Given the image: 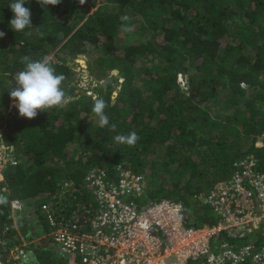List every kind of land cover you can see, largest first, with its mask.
<instances>
[{
  "label": "trees",
  "instance_id": "16d2710c",
  "mask_svg": "<svg viewBox=\"0 0 264 264\" xmlns=\"http://www.w3.org/2000/svg\"><path fill=\"white\" fill-rule=\"evenodd\" d=\"M13 2L0 0V129L18 159L0 179L7 198L0 205L5 264H11L9 250L27 239L42 264H53L45 253L53 240L42 205L59 182L82 184L92 168L110 176L119 164L144 172L149 188L135 198L139 208L175 199L196 227L217 222L204 196L231 175L237 158L252 153L264 170V148L256 145L264 134V0H62L46 8L29 0L24 6L33 27L22 32L9 25ZM125 25L132 31L124 32ZM88 52V68L100 82L89 88L108 103L116 132L99 127L94 97L78 86L66 59ZM25 56L50 57L56 74L65 76L61 87L71 100L64 108L19 117L9 92ZM113 70L117 77L109 76ZM132 131L139 136L134 147L114 140ZM26 209L29 221L40 214L46 232L28 229Z\"/></svg>",
  "mask_w": 264,
  "mask_h": 264
},
{
  "label": "built area",
  "instance_id": "2783aa9c",
  "mask_svg": "<svg viewBox=\"0 0 264 264\" xmlns=\"http://www.w3.org/2000/svg\"><path fill=\"white\" fill-rule=\"evenodd\" d=\"M2 137L0 129V179L7 165H18ZM256 145L264 148V134ZM148 188L144 172L123 164L114 176L95 167L82 184L59 182L42 209L68 264H264V170L254 154L237 158L204 196L218 217L212 225H189L183 203L171 198L139 208L135 198ZM28 245L9 250L11 264H26Z\"/></svg>",
  "mask_w": 264,
  "mask_h": 264
},
{
  "label": "clouds",
  "instance_id": "9594fccd",
  "mask_svg": "<svg viewBox=\"0 0 264 264\" xmlns=\"http://www.w3.org/2000/svg\"><path fill=\"white\" fill-rule=\"evenodd\" d=\"M28 2L29 0H15V2L8 5L13 12V18L10 20L9 25L15 32H22L26 28L33 27L30 8L24 6ZM78 2L83 5L86 3V0H78ZM37 3L41 7L46 8L48 5H59L62 3V0H37ZM121 19L127 21L129 17L125 15ZM123 31L131 32L132 28L125 25ZM40 35L43 36L44 33H40ZM4 36L5 33L0 31V39ZM22 63L25 64V68L16 74L15 87L9 92L10 97L14 100L12 101L13 107L17 108L21 116L33 119L38 115V109L46 112L53 107L62 109L70 102L71 97L61 87L65 76L62 73L56 74L50 57L44 56L42 59L33 61L25 56L22 57ZM93 99L92 112L98 117L99 127L108 128L110 131L116 132L117 125L110 123L109 116L105 111L108 103L99 96ZM15 101L18 103L14 104L13 102ZM114 140L118 143L134 147L139 140V136L135 131H132L127 135L117 134ZM5 204H7L6 196L0 195V205ZM20 239H22V235Z\"/></svg>",
  "mask_w": 264,
  "mask_h": 264
},
{
  "label": "rangeland",
  "instance_id": "374dc122",
  "mask_svg": "<svg viewBox=\"0 0 264 264\" xmlns=\"http://www.w3.org/2000/svg\"><path fill=\"white\" fill-rule=\"evenodd\" d=\"M96 8H97V6L94 7L92 9V11H94ZM88 53L91 54V52H88ZM90 54L89 55H87V53H86V55L85 54H79V55L74 56V57L73 56L67 57L66 59L68 61V64L74 70V73L76 76V82L78 83V86L83 90L87 89L88 90L87 93L92 94L93 97H97L96 92L93 91L91 88H89L91 86L96 85V82L100 83L91 75L90 68H88V66H90V64L93 65V62L91 61L92 55H90ZM113 75H115L117 77L118 72L113 70L109 76L114 77ZM102 82L103 81H101V83ZM117 86L119 87V84H116V87ZM221 93H222V95H225L226 92L224 90H221ZM113 94H114V97H116L118 94L117 90H115ZM11 105L13 107L12 102H11ZM13 110L14 109H12V112H13ZM192 210H193V208L191 209V211ZM13 212H14L13 222L15 225V229H17L19 236L21 237L20 227L22 225V222H21L20 218H16L15 211H13ZM26 212H27V209L25 210V212H22V214H23V217L25 219L26 226L28 227V229L30 230L31 226L33 225V228L36 231H38L39 233H44V231L46 232L47 225H46L45 221L43 220V218H41L40 214L38 213V218L36 215H34L33 218L31 219V221H29V219L26 216ZM40 240L38 238L36 241H40ZM27 242L29 244L28 245L29 251H27V254L25 257L26 264H42L37 257L38 254L31 247L32 242L30 241V239H27ZM235 244H238V243L236 242ZM46 248L49 249V251H45V253L47 256H49V260L53 264H60L62 262V260L69 258V255L64 253L61 250L60 245L54 241H50L48 246H46Z\"/></svg>",
  "mask_w": 264,
  "mask_h": 264
},
{
  "label": "water",
  "instance_id": "95a60500",
  "mask_svg": "<svg viewBox=\"0 0 264 264\" xmlns=\"http://www.w3.org/2000/svg\"><path fill=\"white\" fill-rule=\"evenodd\" d=\"M90 53H87V55H89ZM91 55V54H90ZM117 71V70H116ZM109 82H112V78H106L103 82H102V86H104V87H106V85H107V83H109ZM39 110V109H38ZM37 110V111H38ZM18 115H19V117H23V116H21L20 114H19V111H18ZM0 264H5L1 259H0Z\"/></svg>",
  "mask_w": 264,
  "mask_h": 264
},
{
  "label": "crops",
  "instance_id": "0c3cea01",
  "mask_svg": "<svg viewBox=\"0 0 264 264\" xmlns=\"http://www.w3.org/2000/svg\"><path fill=\"white\" fill-rule=\"evenodd\" d=\"M14 103V102H13ZM15 104V103H14Z\"/></svg>",
  "mask_w": 264,
  "mask_h": 264
}]
</instances>
